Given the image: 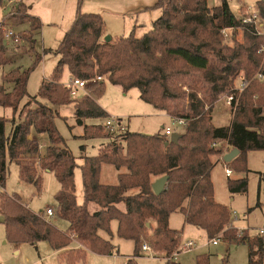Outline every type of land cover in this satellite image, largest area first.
Returning <instances> with one entry per match:
<instances>
[{"label":"trees","instance_id":"obj_1","mask_svg":"<svg viewBox=\"0 0 264 264\" xmlns=\"http://www.w3.org/2000/svg\"><path fill=\"white\" fill-rule=\"evenodd\" d=\"M3 3L0 0V7ZM157 7L162 15L145 35L137 37L133 31L129 36L112 37L109 42L105 41L102 15L77 10L56 49L59 60L50 79L43 80L38 94L31 96L29 103L34 101L37 107L29 109L19 122L12 118L10 134L6 133L10 119L0 117V186L6 187L11 162L18 165L19 179L33 183L39 191L43 187L40 171L53 172L60 184L55 194L56 214L69 223L62 231L43 211L30 210L18 194L2 191L0 213L7 240L31 244L47 241L53 250H63L60 256L67 264H86L88 251L100 255L118 252L117 246L100 234L104 230L112 235L111 224L117 220V235L135 243L133 257L142 255L145 242L155 252L170 257L182 245V231L170 226L171 214L180 211L185 223L205 231L209 240L223 233L229 242L248 243L249 264H264V238L237 236L232 212L216 200L211 177L215 165L212 156L225 155L222 147H212L214 141L226 140L228 152L239 149V154L226 163L239 172H250V151H264V78L256 77L264 74V32L254 24L243 23L228 0L213 7L208 0H158ZM26 10V4L20 2L7 17H25ZM258 10L264 21L262 0ZM30 22V30L22 35L32 45L41 21L30 17ZM223 29L232 30L233 45L224 43ZM237 31L242 32L241 41ZM42 59L37 53L30 67H16L3 76V82L11 88L0 84V106L12 108L14 114L19 111L22 100L29 97L30 74ZM11 61L5 31L0 29V67ZM65 67L72 77L89 80L101 76L102 80L88 86L91 93L72 97L61 82ZM239 77L250 83L239 94L231 124L217 127L212 115L215 103L222 95L237 93ZM107 80L124 92L137 87L145 102L172 117L185 118L179 141L170 142L171 137L161 132L144 134L128 128L114 135L104 124L85 125L82 138L111 141L101 146L96 156H84L79 164L73 152L63 147L65 138L56 125L57 107L73 103L79 125L88 118H107L109 114L98 103ZM38 97L49 105L39 102ZM32 130L49 136L50 145L43 155ZM103 163L117 169L126 167L128 172L118 175L117 184H103ZM76 168L82 173V203L76 195ZM164 175L169 176L168 181L156 194L152 184ZM259 175L261 190L264 172ZM132 189L137 191L129 193ZM228 189L231 193L247 192L248 177L229 178ZM92 203L98 210L91 212ZM75 240L81 245L68 248ZM222 262L229 264L225 258ZM129 264L136 261L129 257ZM193 264H210V255H198Z\"/></svg>","mask_w":264,"mask_h":264},{"label":"rangeland","instance_id":"obj_2","mask_svg":"<svg viewBox=\"0 0 264 264\" xmlns=\"http://www.w3.org/2000/svg\"><path fill=\"white\" fill-rule=\"evenodd\" d=\"M228 1L232 10L241 18L247 7L258 10V2L260 0ZM22 2L26 4L27 10L26 16L21 18L7 17L10 10L5 8L6 0L0 7V22L4 17V20H6L5 27H9L22 37L20 43H15L5 37L7 56L12 61L0 67V84L4 83L5 86L11 88L10 85L3 82L5 74L16 67H21L22 69L30 67L37 53L42 54L43 59L30 74L27 84L29 97L22 100L19 111L14 114L12 108L0 106V117L10 119L6 123L7 134L11 133L14 126L11 121L12 118L15 117V121L19 122L24 119L29 109L37 107L36 102L32 101L29 103L31 96L38 94L43 80L50 79L59 60L56 49L65 33L72 26L77 10L83 13L101 14L106 23L105 37L110 35L114 38L129 36L133 31L135 36L142 37L152 29L153 22L162 15V9L157 7L158 0H22ZM208 3L209 6L213 7L219 5L221 0H208ZM30 17H38L41 21V28L34 31V43L32 45L25 38L23 39L22 35L31 28ZM262 23L260 31L264 32V21ZM222 33L224 43L233 45L232 30L226 29ZM236 36L238 40H242L241 31H237ZM70 79L69 69L65 67L61 82L65 85ZM241 81L242 77H239L236 83L240 84ZM185 89L187 88L185 87ZM89 93L91 91L88 89L86 94ZM86 94H81L80 96ZM223 96L225 95H222L215 103L213 124L216 126H229L232 122V109L226 105ZM38 98L40 99L41 97ZM41 99L42 103L49 105L47 100ZM98 103L109 116L122 119L131 131L144 134L164 133L166 126L174 127L179 133L183 131V127H180L166 112L142 100L140 98V90L137 87L124 92L120 86L107 80L105 93L98 99ZM57 109L59 110V116L56 118V125L61 135L65 138L63 147H67L73 152L79 164L82 163L84 156H96L99 153V148L111 141L110 138L85 139L81 137L85 132V125L104 124L106 118H88L85 120L84 125H79L74 115L73 103L59 106ZM32 134L40 144L41 154H44L47 146L50 145L48 134L39 133L36 130H32ZM117 142H120V140ZM82 145H85L84 150ZM219 147H222L225 153L230 152H228L229 146L225 148V145L220 144ZM247 165L250 169L248 173L235 171L230 167L233 170L232 180L248 177V191L245 193H231L229 191L228 177L225 174L223 162L218 163L212 172L215 198L218 202L230 208L233 218L232 225L237 230V236L240 238L247 236L256 237L258 236L256 230L264 227V185L259 190V173L264 172V151H250L247 157ZM8 169L6 187L2 188L0 186V193L3 191L8 194H18L22 202L33 212L45 211L51 207L55 214L47 216L48 220L55 222L62 229L68 226V222L56 214L57 202L55 194L60 188V184L53 172L48 170L40 171L43 177V187L39 191L33 183L23 182L19 179V169L15 162L9 163ZM243 173H246L245 176H243ZM75 181L77 184L76 195L78 201L82 203L84 193L80 168L75 170ZM100 181L114 182V184L118 182L114 165L102 164ZM95 208H98L96 204L92 203L89 206L91 212ZM2 220L3 216L0 213L1 264H67L66 260L59 256L47 241H40L37 244L8 241ZM170 226L173 229L182 231V244H186L188 241L195 243L191 251L181 252L178 259L179 264H193L196 257L200 254L210 255V264H223V258L228 259L229 264H249L250 247L248 243H230L225 237H222L219 244L215 245L210 242L202 229L186 224L181 212L172 214ZM113 230L115 234L114 240L117 245L119 244L120 251L113 255H100L88 251L86 264H129V257L133 258L136 264H159L157 260L151 258H156L157 256L154 254L161 252H155L152 249L147 252L142 250V255L140 257L135 256V258L133 257L134 241L118 238L116 223ZM101 233L104 236H108L104 230H101ZM222 235L223 233H220L218 236ZM76 242L79 246L81 245L78 241ZM76 242L73 241L71 244L72 248L79 247ZM165 263L166 261H164ZM172 264L174 263L172 262Z\"/></svg>","mask_w":264,"mask_h":264},{"label":"built area","instance_id":"obj_3","mask_svg":"<svg viewBox=\"0 0 264 264\" xmlns=\"http://www.w3.org/2000/svg\"><path fill=\"white\" fill-rule=\"evenodd\" d=\"M20 2H22V0H6V5H5L6 7L5 8H8L10 10V13H12L13 7L18 5ZM241 19H242V22L245 24H254L259 31H260L261 25L263 24L262 23L263 20L260 16L259 10L251 8V7L245 8V11L241 15ZM0 29H3L5 31V37L6 38L11 39L15 43H20V41L22 40L21 35H18L17 33H15V31L11 30L10 28H6L5 26L2 25V23L0 24ZM222 31L224 32V31H226V29H223ZM256 77L263 79L264 74L258 73ZM101 80H102L101 76H97V77L89 79V80H82V79H78L76 77L71 76L70 81L67 84H65V86L69 89L72 97H79L81 94L87 93L88 86L90 84H94V83L101 81ZM249 83H250L249 80L242 78V81L240 82V84H237V83L235 84V91L237 93H233L231 95L223 96L226 105L231 107L232 112L234 111V109L236 107L235 104L239 100L240 92H242L249 85ZM171 118L180 127H183L187 122V120L185 118H176V117H172V116H171ZM124 123L125 122L120 118L108 116L106 118L104 126L110 133H113L114 135H118V134H122V133L127 131V129H128L127 125H125ZM174 132H177V130L172 126H166L164 128V133L169 137H171V135ZM220 144L225 145V148L228 147V142L226 140L214 141L212 143V147H219ZM225 172L229 177L233 176V170L230 167L226 166ZM44 214L47 216H52L55 214V211L51 208H48L44 212ZM256 232H257V235L259 237L264 238V227L258 228L256 230ZM219 241H220V237H216V238L210 240V242H212L213 244H217ZM194 245H195V243L193 241H188V243L182 244L181 247L178 250H176L170 257H162V259L164 261H166L167 263L172 264V262L177 258V256L179 255V253L181 251L190 250L192 247H194ZM142 250L147 252V251L151 250V247L149 244L144 243L142 246ZM136 257H138V256H136Z\"/></svg>","mask_w":264,"mask_h":264},{"label":"crops","instance_id":"obj_4","mask_svg":"<svg viewBox=\"0 0 264 264\" xmlns=\"http://www.w3.org/2000/svg\"><path fill=\"white\" fill-rule=\"evenodd\" d=\"M5 18L3 17V20H4ZM3 20L0 22V24L3 22ZM5 24H6V20H5ZM7 28H9V27H7ZM38 100L41 102V98L39 99L38 98ZM27 103V102H26ZM100 105V104H99ZM101 106V105H100ZM102 107V106H101ZM167 114V113H166ZM214 114V110H213V113H212V115ZM168 116H170L169 114H167ZM171 117V116H170ZM127 125V124H126ZM216 126V125H215ZM217 127H222V126H217ZM127 128H129V126L127 125ZM130 129V128H129ZM178 132V131H177ZM83 134V133H82ZM31 135H32V137L34 138V139H36L35 137H34V135L31 133ZM100 149V148H99ZM232 151V150H231ZM227 153H225V155H226ZM41 155H43V154H41ZM225 155H213L212 156V161L215 163V165H214V168L217 166V164L218 163H220V162H223V164L225 165L224 167H226V166H228L227 164H226V162H224V156ZM83 162V161H82ZM106 164V163H105ZM115 167V166H114ZM229 167V166H228ZM213 168V169H214ZM115 169H116V172H117V177H118V175L120 174V173H123V172H128V169L126 168V167H123V168H121V169H117L116 167H115ZM212 172H213V170H212ZM225 174H226V172H225ZM245 174L246 173H243V176H245ZM226 176L228 177V179L229 178H232V176L231 177H229L227 174H226ZM242 176V177H243ZM211 177H212V173H211ZM212 181H213V179H212ZM102 182V181H101ZM102 183H104V184H109V183H112V184H114V182H102ZM118 183V182H117ZM116 183V184H117ZM213 184H214V182H213ZM77 185V184H76ZM215 187V186H214ZM137 191V189H132V190H130L129 191V193H135ZM24 203V202H23ZM98 207V206H97ZM49 208H51V207H49ZM48 209V208H47ZM46 209V210H47ZM52 209V208H51ZM45 210V211H46ZM96 210H98V208H95V210H93V211H96ZM45 211H43V212H45ZM177 212H180V211H177ZM177 212H174V213H177ZM182 213V212H181ZM183 214V213H182ZM46 216V218L48 219V217H47V215H45ZM171 216H172V214H171ZM183 216H184V214H183ZM171 218V217H170ZM184 219H185V216H184ZM51 221V220H50ZM57 228H59L60 230H62V231H65V230H67V228L69 227V223H68V226H66V228H61L58 224H56L55 222H52ZM115 223H116V232H117V229H118V221L117 220H114L113 222H112V224H111V230H112V235H109L108 233V236H104L101 232H100V234L104 237V238H106V239H109V240H111L112 241V243L114 244V245H116L117 246V251L119 252L120 250H119V244L117 245L116 244V242H115V240H114V237H115V234H114V230H113V227H114V225H115ZM205 232V231H204ZM221 238L222 237H224V235H222V236H220ZM118 238H120L119 236H118ZM221 238H220V240H221ZM120 239H123V238H120ZM74 242H76V241H74ZM220 242V241H219ZM219 242L217 243V244H219ZM77 243V242H76ZM231 243V242H230ZM217 244H215V245H217ZM77 246H79V244L77 243ZM68 248H72V245H70ZM192 249H190V250H185L186 252H189V251H191ZM185 251H181V252H185ZM57 253H58V255L60 256L61 255V253L63 252V250H61V251H56ZM181 252L179 253V255L177 256V258L173 261V263L174 264H179L178 263V259H179V256H180V254H181ZM149 255H150V253H149ZM155 256H157L156 258H151V257H149V258H151V259H155V260H157L158 262H159V264H164V261L162 260V257L164 256L162 253H156V254H154ZM153 255V256H154Z\"/></svg>","mask_w":264,"mask_h":264},{"label":"water","instance_id":"obj_5","mask_svg":"<svg viewBox=\"0 0 264 264\" xmlns=\"http://www.w3.org/2000/svg\"><path fill=\"white\" fill-rule=\"evenodd\" d=\"M262 1L264 2V0H262ZM111 39H112V37L110 35L105 37V41H107V42L111 41ZM181 136H182L181 133L174 132L171 135L170 142L177 143L179 141V139L181 138ZM166 144L168 145V143H166ZM238 154H239V149L234 148L232 151H230L229 153H227L224 156V162L228 163V162L232 161ZM168 178H169L168 175H164L162 177H159L158 179H156L153 182L152 187H153L154 192L156 194H160L164 190L166 182L168 181Z\"/></svg>","mask_w":264,"mask_h":264}]
</instances>
